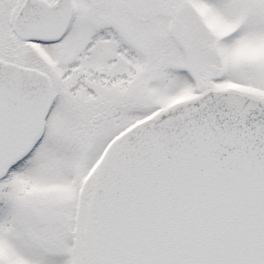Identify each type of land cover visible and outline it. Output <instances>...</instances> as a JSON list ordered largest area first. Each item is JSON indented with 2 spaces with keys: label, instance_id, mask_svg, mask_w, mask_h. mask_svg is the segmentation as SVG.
<instances>
[{
  "label": "snow or ice",
  "instance_id": "snow-or-ice-1",
  "mask_svg": "<svg viewBox=\"0 0 264 264\" xmlns=\"http://www.w3.org/2000/svg\"><path fill=\"white\" fill-rule=\"evenodd\" d=\"M0 264H264V0H0Z\"/></svg>",
  "mask_w": 264,
  "mask_h": 264
}]
</instances>
